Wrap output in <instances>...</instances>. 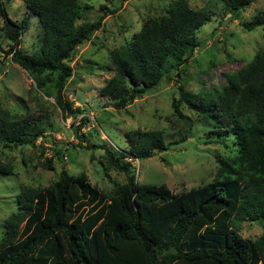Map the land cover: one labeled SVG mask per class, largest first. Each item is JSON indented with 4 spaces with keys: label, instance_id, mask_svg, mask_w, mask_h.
I'll return each mask as SVG.
<instances>
[{
    "label": "trees",
    "instance_id": "16d2710c",
    "mask_svg": "<svg viewBox=\"0 0 264 264\" xmlns=\"http://www.w3.org/2000/svg\"><path fill=\"white\" fill-rule=\"evenodd\" d=\"M4 1L2 30L12 41L7 53L35 76L39 88L52 84L65 116L79 113L64 96L73 72L69 61L102 27L106 13L79 22L78 0H26L42 31L41 48L29 55L20 48L29 18L17 22L8 17ZM255 1L222 0L233 16ZM210 19V13L178 0L166 14L147 20L129 41L110 51L113 74L102 95L121 110L157 88L193 58L202 46L198 32ZM241 25L249 30L264 25V13ZM225 81L200 93L179 84V96L172 100L174 113L187 123L192 119L182 111L184 105L198 114L215 136L210 142L233 139L236 154L217 157L212 181L180 192L165 184L139 183L131 172L133 158H151L172 142H166L163 130L135 129L127 133L130 148L105 152L106 171L126 176L110 191L65 168L47 187H21L17 209L5 220L0 264H264V232L254 239L240 234L244 221L264 223V48L227 73ZM44 130L33 116L0 108V172H13V165L2 159L1 146L33 143Z\"/></svg>",
    "mask_w": 264,
    "mask_h": 264
},
{
    "label": "rangeland",
    "instance_id": "374dc122",
    "mask_svg": "<svg viewBox=\"0 0 264 264\" xmlns=\"http://www.w3.org/2000/svg\"><path fill=\"white\" fill-rule=\"evenodd\" d=\"M78 1L82 10L79 22H92L106 14L102 27L76 48L69 61L73 72L64 96L73 109L79 107L81 111L67 116L56 104L52 84L39 88L35 76L13 60V53H7L12 41L2 30L0 16V108L29 114L45 128L44 135L33 143L1 146L2 159L13 165V172H0V242L5 220L16 211L17 195L23 186L47 187L59 178L63 168L70 174L86 175L92 185L105 191L124 183V172L106 171L105 152L130 148L127 133L135 129L163 130L166 142L172 145L151 158H133L131 172L139 183L165 184L174 192L212 181L217 157L236 154L232 137L210 142L215 136L198 114L184 105L182 111L192 119L187 123L174 113L172 100L179 96V84L195 93L224 86L227 73L242 68L264 48V25L251 30L241 25L264 13V0H256L237 16L222 0H186L191 8L211 14L198 32L202 46L178 72L121 110L101 93L113 74L110 51L129 41L147 20L166 14L178 0ZM103 5L116 12L103 9ZM4 6L8 17L17 22L29 18L20 48L25 54L35 53L42 46L38 17L30 12L26 0H5ZM263 232L262 221L240 224L244 237L258 238Z\"/></svg>",
    "mask_w": 264,
    "mask_h": 264
}]
</instances>
